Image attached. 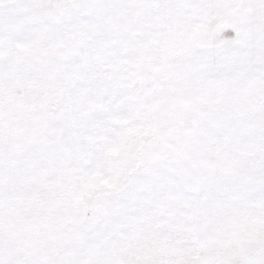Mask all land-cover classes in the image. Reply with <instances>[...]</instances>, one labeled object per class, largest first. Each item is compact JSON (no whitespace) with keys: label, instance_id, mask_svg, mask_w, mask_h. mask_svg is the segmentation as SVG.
<instances>
[{"label":"snow or ice","instance_id":"1","mask_svg":"<svg viewBox=\"0 0 264 264\" xmlns=\"http://www.w3.org/2000/svg\"><path fill=\"white\" fill-rule=\"evenodd\" d=\"M0 264H264V0H0Z\"/></svg>","mask_w":264,"mask_h":264}]
</instances>
